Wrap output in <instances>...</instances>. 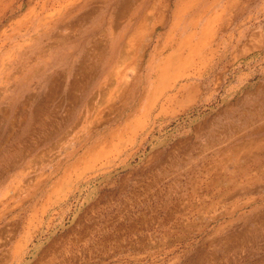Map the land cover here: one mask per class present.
I'll use <instances>...</instances> for the list:
<instances>
[{"label": "rangeland", "instance_id": "1", "mask_svg": "<svg viewBox=\"0 0 264 264\" xmlns=\"http://www.w3.org/2000/svg\"><path fill=\"white\" fill-rule=\"evenodd\" d=\"M183 1L176 37L201 50L146 84L176 19L149 9L109 91L137 0H0V264H264V0ZM255 112L259 135L236 138Z\"/></svg>", "mask_w": 264, "mask_h": 264}, {"label": "bare ground", "instance_id": "2", "mask_svg": "<svg viewBox=\"0 0 264 264\" xmlns=\"http://www.w3.org/2000/svg\"><path fill=\"white\" fill-rule=\"evenodd\" d=\"M71 1V0H70ZM175 1V0H174ZM174 1L173 0H137V4H136V10L134 9V14H135V25L132 27V31L130 32V34H129V36L127 37V38H122L121 40H119L118 41V43H117V47H116V49L113 51V53L111 54V56H107L106 58H105V60H106V62H105V64H104V67H103V71H104V73H102V74H99V78L97 79V81H96V83L97 84H99V85H101L102 83H106L107 81H108V79H111L112 78V81L110 82V85L111 84H113V83H115V85L118 83V77L121 75V72H120V68L123 66V63L121 62L122 60H124V59H128V57H127V55H124V53H123V51H122V49L123 48H127L126 47V44H127V46L128 47H135V46H137V48L140 46V41H141V38H142V36H143V32H142V29L144 28V26H146L147 25V21L149 20V17H148V12L150 13V11L153 9V11H155V13L154 14H156V13H158V16H157V19H160V21H158V23H160L159 24V26H163V25H165L166 23H165V21H166V18H167V16L165 15V13H166V10L167 9H171L172 8V6H174L175 7V9H174V15H175V13H176V16H174V18H176V19H174V27L172 28V30H171V33L169 34V36L167 37V41H165V43L162 45V44H160L158 47H156L155 48V53L152 55L153 57L148 61L147 60V63H146V61H144L145 59L143 58L142 59V63H143V65L145 66L146 65V73H144V75H140V79L141 80H144L145 82H146V84H149L150 82H151V79H150V77H151V75L152 74H154L157 70H156V68L159 70L158 72L161 74V77H164V75L165 74H168L169 73V67H170V63H169V66H168V64L166 63H164L163 64V62L166 60V62H170V60L169 59H171V57L173 56V54H175V53H182L183 52V50L184 49H186V48H188L189 50H190V52H189V54H188V57H186L187 58V61H191L190 60V58L194 55V53L193 54H191L192 52H199L200 50H201V41H203V40H201V38H200V41H198V42H194V37L196 36V33L197 32H193L192 34H190V35H188L187 37V39H181L180 40V38L179 37H176V33L179 31V28H180V21L181 20H178L179 19V14H178V12L181 10V6L180 5H182L183 4V6H191V5H189V3H183L184 1L183 0H177L178 2H176L175 1V3H174ZM131 2V0H118V2L115 4V8H118V6L119 7H121V8H124L126 5H128L129 3ZM83 5V6H82ZM87 5V3L85 2V3H83V4H80V5H78V6H73V10H80V8H78V7H80L81 6V8H83L84 6H86ZM150 9V11H148ZM181 12V11H180ZM179 12V13H180ZM152 14V13H151ZM150 16V15H149ZM175 21H176V23H175ZM60 22V20L59 21H55L52 25H51V28H52V26L54 27V25H56V24H58ZM195 24V23H194ZM41 25H42V23H41ZM40 26V25H39ZM157 27V26H156ZM156 27H154V28H156ZM194 27H197V24H195L194 25ZM51 28H47L46 30H44V34H43V36H48L49 34L50 35H52L53 34V30L54 29H51ZM154 33H155V30L153 29L152 30V32H151V34H152V36L154 35ZM180 33H181V31H180ZM202 34V33H201ZM124 36V35H123ZM39 37V36H38ZM63 37H65L64 39H65V41H68L69 42V44H70V42L71 41H73V40H76L75 38L74 39H72V37L71 36H66V35H64ZM173 38H176V40H169V39H173ZM64 41V42H65ZM123 41H124V43H123ZM126 42V43H125ZM73 44H75V42L73 41V43H72V45ZM200 44V45H199ZM136 48V49H137ZM170 48H172L173 50H172V53H169V54H167L165 57H164V59L163 58H161V60H160V62H159V64H157L158 66H156V65H154L153 66V64H154V59H156V58H160V55L161 54H165V52L167 51V50H169ZM135 50V49H134ZM213 50V49H212ZM188 51V50H187ZM70 52V51H69ZM70 53H72V52H70ZM40 55H42V54H40ZM197 55V54H196ZM171 56V57H170ZM130 57V56H129ZM170 57V58H169ZM195 57V56H194ZM193 57V58H194ZM192 58V59H193ZM195 59V58H194ZM104 61V60H103ZM181 61V60H180ZM177 62V61H176ZM182 62V61H181ZM195 62V61H194ZM193 62V63H194ZM192 64V63H191ZM179 65V64H178ZM126 66V65H125ZM124 66V67H125ZM153 66V67H152ZM191 67V66H190ZM182 68V67H181ZM122 70V69H121ZM173 69H171V71H172ZM187 70V69H186ZM186 70H183V71H181V70H179V71H177V72H175L174 74H173V76H172V83H171V85H168V86H165L166 88H172V87H174V88H176V86H177V83H179L183 78H190L191 77V73H186ZM161 71V72H160ZM181 71V72H180ZM196 71H197V69H196ZM157 72V73H158ZM115 74V76H113ZM188 74V75H187ZM192 74H194V73H192ZM200 74H202L201 72H200ZM139 75V74H138ZM195 75V74H194ZM185 76V77H184ZM193 76V75H192ZM121 77V76H120ZM158 81H159V79H158ZM93 82V81H92ZM109 82V81H108ZM136 82V81H135ZM166 81H164V83H165ZM142 84V83H141ZM125 85H127V84H125ZM124 85V86H125ZM156 85V84H155ZM185 84H182L176 91L178 92L180 89H182L183 88V86H184ZM92 86V85H91ZM90 87V86H89ZM88 87V88H89ZM113 87H115V86H112L111 85V89H109V91H113L115 88H113ZM127 87V86H126ZM98 88V87H97ZM129 88V87H128ZM131 89H134V86L132 85L131 86ZM130 90V89H129ZM172 90V89H171ZM124 91V90H123ZM131 91V90H130ZM137 91V90H136ZM139 91H140V89H139ZM142 91V90H141ZM111 93V92H110ZM141 93V92H140ZM145 93V92H144ZM163 92H161V94H162ZM166 93V92H165ZM112 94V93H111ZM160 94V95H161ZM177 94V93H176ZM146 95H147V93H146ZM146 95H144V96H146ZM137 95H135V97H136ZM162 96V95H161ZM167 96H168V94H167ZM170 96V95H169ZM173 96H174V94H173ZM160 97V96H159ZM137 98H138V96H137ZM139 98H142L141 97V94H139ZM152 98V97H151ZM157 98V97H156ZM165 98V97H164ZM169 98V97H168ZM173 98V97H172ZM112 99V98H111ZM171 99V98H170ZM157 100V99H156ZM165 100H166V98H165ZM164 102V101H163ZM156 103V102H155ZM112 104V103H111ZM154 106V105H153ZM258 111V110H257ZM259 112V111H258ZM250 118H252V120H250ZM250 118H247V117H245L244 118V122H243V128L244 129H246V130H244V129H242L243 131H242V133H240L241 135H239L238 133H237V135H236V138H239L240 139V137H244V136H249V135H252V134H256V135H259V127L258 126H256V125H254V122L253 121H255V122H257V119H258V114L255 112V113H252V116L250 117ZM226 125V124H225ZM227 126H229V125H227ZM234 126V125H233ZM254 126H256L257 128H254ZM226 128V127H225ZM241 131V130H240ZM215 136V135H214ZM253 137V136H252ZM249 138V137H248ZM208 139H210V141H214V142H219V141H217L214 137H212V138H208ZM245 139V138H244ZM207 140V139H206ZM222 140V139H221ZM209 141V140H208ZM243 141V140H242ZM220 143V142H219ZM228 143V142H227ZM230 143V142H229ZM243 143V142H242ZM218 144V143H217ZM251 144H259V136H257V137H253L252 138V141H251ZM220 145H222V144H220ZM247 145V144H246ZM230 147V146H229ZM222 148H224V149H222ZM221 149H220V147H219V149H217L216 147H215V145H213V149L214 150H216V153H217V155H225V154H227V153H229V152H233L234 151V155L236 156L237 155V153L235 152V151H238V147H235L234 149H231V148H227V147H222ZM209 149V148H208ZM205 156H206V154H205ZM198 158H199V156H198ZM227 158V157H226ZM259 158L260 157H257V158H255L254 160H253V162L251 163V164H249V165H247V166H245V167H242V168H238V170H237V172H236V174L234 175V177H235V179L233 178L232 179V177H230L229 175L227 176H223L222 178L223 179H226V183H232L233 182V180H236L239 176L241 177V178H243L245 175H246V172L249 170V168H251V166H255L256 168H259ZM228 159V158H227ZM221 160V159H220ZM205 162H206V160H204ZM196 163V162H195ZM190 166V165H189ZM197 166V165H196ZM198 167V166H197ZM190 168V167H189ZM216 171V170H215ZM220 174V173H219ZM239 175V176H238ZM5 176V175H4ZM220 175H218V177H219ZM238 176V177H237ZM221 177V176H220ZM1 178V177H0ZM197 179V178H196ZM198 179H200V178H198ZM218 179H220V178H217V180ZM0 181H1V179H0ZM4 183V182H3ZM3 183H0V186L3 184ZM214 183H216V184H218L217 186H219V188H223L224 189V185H223V183H224V181L223 182H217V181H215V182H213V184ZM220 184V185H219ZM221 186V187H220ZM3 187V186H2ZM1 189V188H0ZM247 231H245L244 233H246ZM244 233H243V235H244ZM250 235V234H249ZM245 236V235H244ZM258 236H259V234H258Z\"/></svg>", "mask_w": 264, "mask_h": 264}]
</instances>
